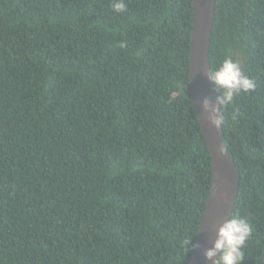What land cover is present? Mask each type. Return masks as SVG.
Wrapping results in <instances>:
<instances>
[{
    "label": "trees",
    "instance_id": "trees-1",
    "mask_svg": "<svg viewBox=\"0 0 264 264\" xmlns=\"http://www.w3.org/2000/svg\"><path fill=\"white\" fill-rule=\"evenodd\" d=\"M111 2L0 0V264L191 255L211 185L192 0ZM234 56L255 88L223 126L240 173L231 216L252 230L242 264H264V0H215L210 68Z\"/></svg>",
    "mask_w": 264,
    "mask_h": 264
},
{
    "label": "water",
    "instance_id": "water-1",
    "mask_svg": "<svg viewBox=\"0 0 264 264\" xmlns=\"http://www.w3.org/2000/svg\"><path fill=\"white\" fill-rule=\"evenodd\" d=\"M214 16L215 0H192L189 93L210 156L211 185L195 239V248L186 264H213L216 257L207 260L204 258V252L213 246L219 226L232 215L240 181V173L234 159L225 147L223 128L219 131L212 130L201 108L203 99L214 102L218 95L207 79Z\"/></svg>",
    "mask_w": 264,
    "mask_h": 264
},
{
    "label": "clouds",
    "instance_id": "clouds-1",
    "mask_svg": "<svg viewBox=\"0 0 264 264\" xmlns=\"http://www.w3.org/2000/svg\"><path fill=\"white\" fill-rule=\"evenodd\" d=\"M111 10L116 14L127 11L125 0H112ZM127 41L118 43L121 49L126 48ZM207 79L213 85L214 91L219 93L215 101L205 98L201 101V108L206 114V120L210 128L219 131L223 128L228 117L227 109L234 103L236 97L250 93L255 88L254 81L242 70L240 65L231 58L225 57L219 67L210 68ZM235 119V115L231 116ZM223 155V151L221 150ZM251 227L243 218L230 216L216 230V239L213 246L204 252V258L213 260V264H242L245 259L244 246L251 234ZM192 238L183 241L186 253L192 251L195 245H191ZM191 245V247H189Z\"/></svg>",
    "mask_w": 264,
    "mask_h": 264
},
{
    "label": "rangeland",
    "instance_id": "rangeland-1",
    "mask_svg": "<svg viewBox=\"0 0 264 264\" xmlns=\"http://www.w3.org/2000/svg\"><path fill=\"white\" fill-rule=\"evenodd\" d=\"M234 62H236L237 63V56H234Z\"/></svg>",
    "mask_w": 264,
    "mask_h": 264
}]
</instances>
